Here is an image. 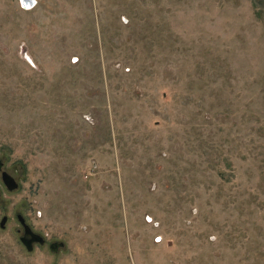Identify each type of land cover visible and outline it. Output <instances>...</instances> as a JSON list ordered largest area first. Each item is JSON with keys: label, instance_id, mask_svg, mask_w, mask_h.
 Listing matches in <instances>:
<instances>
[{"label": "rangeland", "instance_id": "374dc122", "mask_svg": "<svg viewBox=\"0 0 264 264\" xmlns=\"http://www.w3.org/2000/svg\"><path fill=\"white\" fill-rule=\"evenodd\" d=\"M35 1L0 0V264H264V0Z\"/></svg>", "mask_w": 264, "mask_h": 264}, {"label": "water", "instance_id": "95a60500", "mask_svg": "<svg viewBox=\"0 0 264 264\" xmlns=\"http://www.w3.org/2000/svg\"><path fill=\"white\" fill-rule=\"evenodd\" d=\"M23 2H26V0H22ZM2 161L0 160V172H1V181L4 185V187L8 191H14L18 188V182L12 176L9 174L6 170H2ZM17 220L22 226V234L20 236V241L22 245L25 247L27 251H32L34 248V244H44L46 239L43 235L40 233L36 232L31 225H29L24 216L21 214H17ZM7 221V216L3 215L1 220H0V227L3 228L5 226V223ZM63 246V242H58V241H53L49 243V248L51 250H57L59 247Z\"/></svg>", "mask_w": 264, "mask_h": 264}, {"label": "built area", "instance_id": "2783aa9c", "mask_svg": "<svg viewBox=\"0 0 264 264\" xmlns=\"http://www.w3.org/2000/svg\"><path fill=\"white\" fill-rule=\"evenodd\" d=\"M21 1V3H22V6L23 7H27V6H32V5H34L35 4V0H26V2H23L22 0H20Z\"/></svg>", "mask_w": 264, "mask_h": 264}]
</instances>
